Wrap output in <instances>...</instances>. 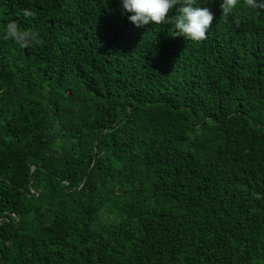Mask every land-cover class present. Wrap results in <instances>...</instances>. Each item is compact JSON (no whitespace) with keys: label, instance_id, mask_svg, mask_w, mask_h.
Returning a JSON list of instances; mask_svg holds the SVG:
<instances>
[{"label":"trees","instance_id":"trees-1","mask_svg":"<svg viewBox=\"0 0 264 264\" xmlns=\"http://www.w3.org/2000/svg\"><path fill=\"white\" fill-rule=\"evenodd\" d=\"M221 2L194 42L122 0H0V264H264V9Z\"/></svg>","mask_w":264,"mask_h":264},{"label":"clouds","instance_id":"clouds-1","mask_svg":"<svg viewBox=\"0 0 264 264\" xmlns=\"http://www.w3.org/2000/svg\"><path fill=\"white\" fill-rule=\"evenodd\" d=\"M239 0H222V16L227 18L238 5ZM246 7L264 9V0H243ZM125 12L132 13L128 19L137 27L170 24L172 36H184L187 40L201 42L207 39V31L212 25L213 13L207 7H201L198 0H122ZM175 9V14H171ZM25 17L35 12L25 9ZM237 25L239 20L235 21ZM4 39H11L21 48L40 44V33L33 29H21L16 21L5 26Z\"/></svg>","mask_w":264,"mask_h":264}]
</instances>
